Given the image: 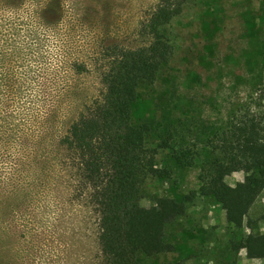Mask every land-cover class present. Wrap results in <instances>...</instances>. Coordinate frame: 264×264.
I'll return each instance as SVG.
<instances>
[{"label":"rangeland","instance_id":"rangeland-1","mask_svg":"<svg viewBox=\"0 0 264 264\" xmlns=\"http://www.w3.org/2000/svg\"><path fill=\"white\" fill-rule=\"evenodd\" d=\"M53 2L0 0V64L6 67L0 69V80H9L0 88V134L11 115L22 122V113L30 114L35 135L19 142L44 166L35 189L25 184L22 195L21 189L5 192L0 180V264H106L95 214L76 190L57 142L105 93L101 78L114 49L148 44L139 27L156 0H63L65 24L59 28L42 19ZM169 30L174 55L153 87L139 89L132 106L133 121L155 120V143L168 145L156 158L168 178L146 180L141 206L168 197L186 203L188 210L167 229L166 241L174 251L154 258L139 255L138 260L233 264L235 258L226 250L225 206L199 194L198 173L209 160L205 140L226 129L236 107L264 86V0H195ZM76 62L81 63L80 74L71 70ZM50 79L56 82L54 90ZM242 181L241 173L226 179L230 187ZM263 212L264 191L251 219ZM258 226L264 234V225ZM244 227L251 232L247 221ZM245 258L241 251L236 264H244Z\"/></svg>","mask_w":264,"mask_h":264},{"label":"trees","instance_id":"trees-1","mask_svg":"<svg viewBox=\"0 0 264 264\" xmlns=\"http://www.w3.org/2000/svg\"><path fill=\"white\" fill-rule=\"evenodd\" d=\"M194 1L156 0L139 27L148 44L114 49L109 68L101 78L105 93L69 125L57 142V149L67 158L66 171L76 190L84 195L85 204L95 214L97 242L106 264H140L139 255L154 258L172 253L174 246L166 241L167 229L188 210L186 203L168 197L154 199L148 208L141 206L146 180L168 178V171L156 165L159 150L168 149V145L155 143V120L133 121L132 106L139 89L153 87L162 68L172 59L175 45L169 28ZM62 11L63 0H54L41 15L44 24L52 21L53 26L63 27ZM58 43L63 45L61 37ZM70 67L78 74L83 72L81 63ZM0 69H6L3 63ZM8 83L2 76L0 88ZM48 84L55 89V80L50 79ZM22 116L19 122L11 115L1 127L0 180L9 194L21 189L22 195L25 184L35 189V181L41 177L42 165L28 156L19 142L35 128L30 114ZM203 144L209 160L198 173L199 194L225 206L229 231L226 250L235 258L233 264L241 251L248 260L264 264V234L258 226V222L264 225V212L256 221L251 219L264 191V86L236 107L226 129L213 133ZM12 159L20 164H11ZM236 173L243 175L242 183L228 186L226 179ZM16 178L18 183L14 184ZM28 178L32 185H28ZM31 198L35 200L33 195ZM246 221L250 233L244 229Z\"/></svg>","mask_w":264,"mask_h":264},{"label":"crops","instance_id":"crops-1","mask_svg":"<svg viewBox=\"0 0 264 264\" xmlns=\"http://www.w3.org/2000/svg\"><path fill=\"white\" fill-rule=\"evenodd\" d=\"M245 259H243L244 260L243 261L244 264H251V263H254V264H262V262H260V261H250V260H247V259L245 260Z\"/></svg>","mask_w":264,"mask_h":264}]
</instances>
